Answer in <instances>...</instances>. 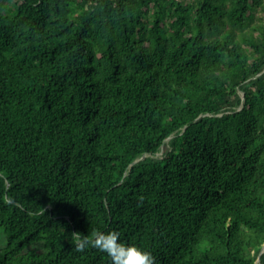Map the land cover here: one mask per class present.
<instances>
[{
    "label": "trees",
    "instance_id": "trees-1",
    "mask_svg": "<svg viewBox=\"0 0 264 264\" xmlns=\"http://www.w3.org/2000/svg\"><path fill=\"white\" fill-rule=\"evenodd\" d=\"M0 228V264H264V0H0Z\"/></svg>",
    "mask_w": 264,
    "mask_h": 264
},
{
    "label": "clouds",
    "instance_id": "clouds-1",
    "mask_svg": "<svg viewBox=\"0 0 264 264\" xmlns=\"http://www.w3.org/2000/svg\"><path fill=\"white\" fill-rule=\"evenodd\" d=\"M74 243L78 252L91 245L106 253L111 258V264H155V257L150 251L135 243L123 242L116 230L94 232L91 239L76 236Z\"/></svg>",
    "mask_w": 264,
    "mask_h": 264
},
{
    "label": "rangeland",
    "instance_id": "rangeland-1",
    "mask_svg": "<svg viewBox=\"0 0 264 264\" xmlns=\"http://www.w3.org/2000/svg\"><path fill=\"white\" fill-rule=\"evenodd\" d=\"M262 15V14H260ZM162 155V150H160L157 154L156 157H161ZM5 244V237H4V233L3 230L0 228V248L3 247Z\"/></svg>",
    "mask_w": 264,
    "mask_h": 264
},
{
    "label": "water",
    "instance_id": "water-1",
    "mask_svg": "<svg viewBox=\"0 0 264 264\" xmlns=\"http://www.w3.org/2000/svg\"><path fill=\"white\" fill-rule=\"evenodd\" d=\"M145 155H143L142 157H140L139 159H142L143 157H144ZM138 159V160H139ZM135 161H137V160H135ZM264 248V247H263ZM263 248L260 250V252H262L263 251Z\"/></svg>",
    "mask_w": 264,
    "mask_h": 264
}]
</instances>
